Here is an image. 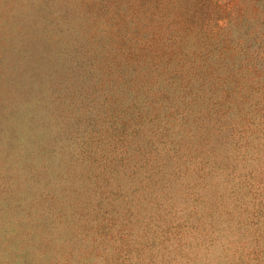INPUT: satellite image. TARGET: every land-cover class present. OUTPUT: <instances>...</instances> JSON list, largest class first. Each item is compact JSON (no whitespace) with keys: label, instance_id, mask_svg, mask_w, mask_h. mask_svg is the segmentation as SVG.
Instances as JSON below:
<instances>
[{"label":"rangeland","instance_id":"rangeland-1","mask_svg":"<svg viewBox=\"0 0 264 264\" xmlns=\"http://www.w3.org/2000/svg\"><path fill=\"white\" fill-rule=\"evenodd\" d=\"M0 264H264V0H0Z\"/></svg>","mask_w":264,"mask_h":264}]
</instances>
